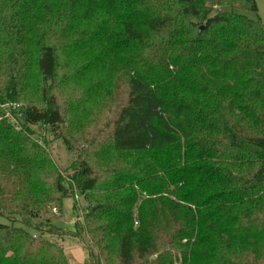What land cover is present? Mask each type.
I'll return each mask as SVG.
<instances>
[{"label":"trees","instance_id":"obj_1","mask_svg":"<svg viewBox=\"0 0 264 264\" xmlns=\"http://www.w3.org/2000/svg\"><path fill=\"white\" fill-rule=\"evenodd\" d=\"M240 9L0 0V264H72L33 232L65 233L75 188V264H264V23ZM38 124L77 152L68 179Z\"/></svg>","mask_w":264,"mask_h":264},{"label":"rangeland","instance_id":"obj_2","mask_svg":"<svg viewBox=\"0 0 264 264\" xmlns=\"http://www.w3.org/2000/svg\"><path fill=\"white\" fill-rule=\"evenodd\" d=\"M256 4V10L250 11L246 9H240L243 13L247 14L251 18H258L264 23V0H254ZM7 108L8 115L13 123L19 126V120L22 119L21 114L16 115L11 114L9 108L19 110L18 105L11 107L10 104L4 105ZM17 107V108H16ZM32 131L33 138L41 142L48 150L50 156L52 157L54 163L57 165L59 170L63 172L65 177L71 176L73 173L70 169L72 162L77 158V152L69 150L64 143V141L57 137V134L51 130L49 126L43 124L30 126ZM65 208L61 212L59 208L54 207L52 212L54 218L52 219V225L55 228H61L65 233L62 234H51L48 232V229L40 234L33 232L38 236H45L58 242L64 251H66L72 264L77 262H83L87 256L86 248L90 244L89 238L87 235L83 234L82 236L75 235L77 232V223H84L85 216L87 214L89 204L85 202L84 198L81 197L79 192L75 188V193L72 196L65 200ZM19 218H15L16 224L19 225ZM13 221L10 216L0 214V223L10 224Z\"/></svg>","mask_w":264,"mask_h":264}]
</instances>
